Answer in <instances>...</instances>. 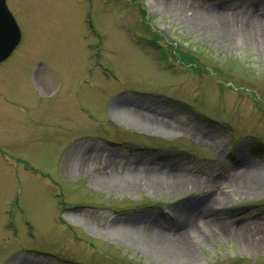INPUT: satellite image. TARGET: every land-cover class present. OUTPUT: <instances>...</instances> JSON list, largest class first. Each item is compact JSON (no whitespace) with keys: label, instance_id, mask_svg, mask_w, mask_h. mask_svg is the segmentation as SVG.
Listing matches in <instances>:
<instances>
[{"label":"rangeland","instance_id":"1","mask_svg":"<svg viewBox=\"0 0 264 264\" xmlns=\"http://www.w3.org/2000/svg\"><path fill=\"white\" fill-rule=\"evenodd\" d=\"M6 1L22 40L0 63V264H264V0ZM212 7L255 21L194 18ZM119 103L182 131L120 123ZM134 162L207 182L116 180ZM125 222L182 242L163 250Z\"/></svg>","mask_w":264,"mask_h":264},{"label":"bare ground","instance_id":"2","mask_svg":"<svg viewBox=\"0 0 264 264\" xmlns=\"http://www.w3.org/2000/svg\"><path fill=\"white\" fill-rule=\"evenodd\" d=\"M166 2V1H165ZM170 2L171 7L175 8H187L190 5V0H168V3ZM194 18L201 20L202 22L208 21L209 23H213L216 26H237V29L241 32L247 30L251 25L252 22H254L255 18L250 17L249 15H246V18H238L237 20H233L234 18L230 17L232 14H229L228 12L221 11L218 7H212L211 9L201 11L198 10L194 12ZM250 19V20H249ZM255 23L260 25L261 35L263 37L264 35V19H256ZM112 118L119 121L120 123H127L131 126L137 127L139 129H142L144 131L148 132H157L166 136H175L180 131H182L180 126L178 124L172 123L168 116L165 113L159 112L157 109H154L150 105H131L129 103H119L116 105L113 110L110 112ZM109 156V155H108ZM112 158H107V161H111ZM138 163L134 162L133 165H125V169L121 176L119 178L115 177L116 180L120 181L123 178H138L141 174H145L147 176V182L150 183L152 186L161 185L166 186L167 189L173 192H177V190H181V188L189 187V186H201L202 179L205 180V184L207 180L202 177L200 179L198 176L183 173V172H176L173 170H164V168H159L156 165H137ZM128 167V168H127ZM131 167V168H129ZM152 168L154 170V173H147L146 169ZM156 170V171H155ZM158 170V172H157ZM241 172V171H240ZM242 180L241 185L244 186V184H250L253 185L255 183L254 181L257 180V175L253 176L250 174L249 170H243L241 172ZM145 176V178H146ZM199 178V179H198ZM255 179V180H254ZM203 180V181H204ZM208 184V183H207ZM204 185V184H203ZM182 205V204H181ZM179 206L180 211H186L185 209L189 206L187 204H183L182 207ZM177 206V207H178ZM189 219L193 221L192 217L190 216ZM72 221V220H70ZM216 220H209L206 223L207 229L210 228V222H215ZM225 221H218L215 222L216 224H220L223 226ZM193 227V226H192ZM91 231L100 234H104V232H100L97 229H94L90 227ZM195 229V228H194ZM120 233H123L128 236L132 237H138V236H145V241L153 243L155 246L160 244V247H162L163 250L170 249V246L168 245V242H173V245L175 248H177L178 245L182 242V235L181 234H172L166 233L158 230L153 225H148V227H145L143 231L139 229V227L135 224H129L124 223L121 224L120 227ZM237 231V230H235ZM241 232V231H240ZM105 236H112L110 234H104ZM109 237V238H110ZM251 238V237H250ZM254 240V239H251ZM255 241H258L255 239ZM163 245V246H162ZM165 249H164V248ZM180 255L182 254L181 250H175Z\"/></svg>","mask_w":264,"mask_h":264},{"label":"water","instance_id":"3","mask_svg":"<svg viewBox=\"0 0 264 264\" xmlns=\"http://www.w3.org/2000/svg\"><path fill=\"white\" fill-rule=\"evenodd\" d=\"M20 38V28L8 9L6 0H0V61L12 53Z\"/></svg>","mask_w":264,"mask_h":264}]
</instances>
